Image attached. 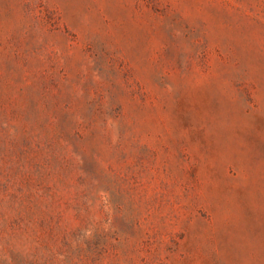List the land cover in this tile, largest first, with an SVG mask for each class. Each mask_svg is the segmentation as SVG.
I'll list each match as a JSON object with an SVG mask.
<instances>
[{
	"label": "rangeland",
	"instance_id": "374dc122",
	"mask_svg": "<svg viewBox=\"0 0 264 264\" xmlns=\"http://www.w3.org/2000/svg\"><path fill=\"white\" fill-rule=\"evenodd\" d=\"M0 264H264V0H0Z\"/></svg>",
	"mask_w": 264,
	"mask_h": 264
}]
</instances>
